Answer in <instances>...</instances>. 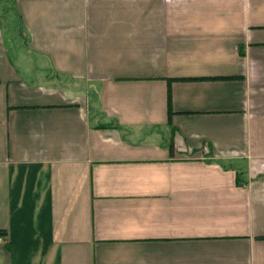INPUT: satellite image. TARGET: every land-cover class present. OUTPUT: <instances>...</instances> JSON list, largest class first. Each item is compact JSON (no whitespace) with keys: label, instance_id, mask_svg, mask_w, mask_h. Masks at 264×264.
<instances>
[{"label":"crops","instance_id":"obj_1","mask_svg":"<svg viewBox=\"0 0 264 264\" xmlns=\"http://www.w3.org/2000/svg\"><path fill=\"white\" fill-rule=\"evenodd\" d=\"M0 232V264H264V0H0Z\"/></svg>","mask_w":264,"mask_h":264},{"label":"trees","instance_id":"obj_2","mask_svg":"<svg viewBox=\"0 0 264 264\" xmlns=\"http://www.w3.org/2000/svg\"><path fill=\"white\" fill-rule=\"evenodd\" d=\"M171 112H170V115H169V124L171 123ZM169 148H170V151L173 152L174 151V143H173V140H171L169 142ZM1 233V232H0Z\"/></svg>","mask_w":264,"mask_h":264},{"label":"built area","instance_id":"obj_3","mask_svg":"<svg viewBox=\"0 0 264 264\" xmlns=\"http://www.w3.org/2000/svg\"><path fill=\"white\" fill-rule=\"evenodd\" d=\"M5 242V237L0 233V244Z\"/></svg>","mask_w":264,"mask_h":264}]
</instances>
